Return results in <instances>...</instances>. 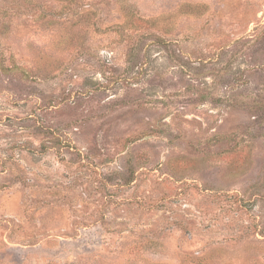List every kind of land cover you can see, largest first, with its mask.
Listing matches in <instances>:
<instances>
[{
    "label": "rangeland",
    "instance_id": "obj_1",
    "mask_svg": "<svg viewBox=\"0 0 264 264\" xmlns=\"http://www.w3.org/2000/svg\"><path fill=\"white\" fill-rule=\"evenodd\" d=\"M0 264H264V0H0Z\"/></svg>",
    "mask_w": 264,
    "mask_h": 264
}]
</instances>
